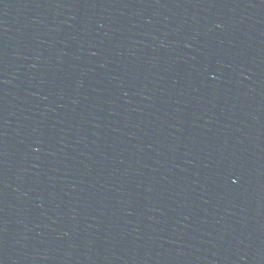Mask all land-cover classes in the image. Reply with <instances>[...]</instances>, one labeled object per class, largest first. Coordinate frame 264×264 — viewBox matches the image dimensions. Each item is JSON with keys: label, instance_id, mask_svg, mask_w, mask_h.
<instances>
[{"label": "water", "instance_id": "obj_1", "mask_svg": "<svg viewBox=\"0 0 264 264\" xmlns=\"http://www.w3.org/2000/svg\"><path fill=\"white\" fill-rule=\"evenodd\" d=\"M0 264H264V0H0Z\"/></svg>", "mask_w": 264, "mask_h": 264}]
</instances>
